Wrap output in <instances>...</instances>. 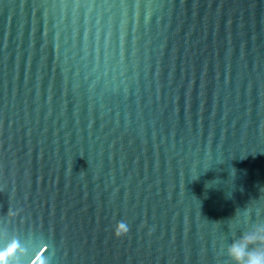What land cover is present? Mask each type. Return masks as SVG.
<instances>
[{"label":"water","instance_id":"water-1","mask_svg":"<svg viewBox=\"0 0 264 264\" xmlns=\"http://www.w3.org/2000/svg\"><path fill=\"white\" fill-rule=\"evenodd\" d=\"M257 223L264 0H0V250L233 264Z\"/></svg>","mask_w":264,"mask_h":264},{"label":"clouds","instance_id":"clouds-1","mask_svg":"<svg viewBox=\"0 0 264 264\" xmlns=\"http://www.w3.org/2000/svg\"><path fill=\"white\" fill-rule=\"evenodd\" d=\"M129 233L125 222H118L114 229L117 238H123ZM21 248L19 242L13 240L3 250H0V264H20ZM228 255L233 264H264V223H257L252 229L244 232L233 240L228 247ZM35 264H48L41 256Z\"/></svg>","mask_w":264,"mask_h":264}]
</instances>
